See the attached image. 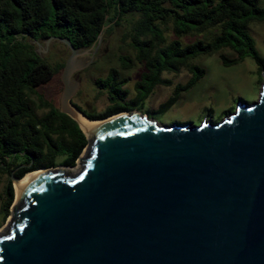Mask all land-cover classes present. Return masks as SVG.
Returning a JSON list of instances; mask_svg holds the SVG:
<instances>
[{
	"label": "water",
	"instance_id": "water-1",
	"mask_svg": "<svg viewBox=\"0 0 264 264\" xmlns=\"http://www.w3.org/2000/svg\"><path fill=\"white\" fill-rule=\"evenodd\" d=\"M49 40L69 51L58 111L86 145L76 174L39 169L21 187L0 264H264V73L256 100L216 124L131 111L88 139L70 104L83 50Z\"/></svg>",
	"mask_w": 264,
	"mask_h": 264
},
{
	"label": "trees",
	"instance_id": "trees-1",
	"mask_svg": "<svg viewBox=\"0 0 264 264\" xmlns=\"http://www.w3.org/2000/svg\"><path fill=\"white\" fill-rule=\"evenodd\" d=\"M123 22L128 27L122 41L132 57H118L119 68L127 70L134 63L141 68L132 85L134 97L127 99V78L110 68L93 83L107 103L103 110L84 112L70 102L87 120L136 111L155 87L171 86L162 74L186 72L185 83L174 85L158 107L165 111L203 77V69L193 63L200 55H216L222 67L249 58L261 81L264 59L248 35L252 23L264 22V7L257 0H0V181L5 179L0 222L13 201L10 178L72 168L86 145L77 125L35 94L60 74L64 63L52 68L35 54L34 44L62 39L74 50H87ZM222 51L234 56L226 58Z\"/></svg>",
	"mask_w": 264,
	"mask_h": 264
},
{
	"label": "rangeland",
	"instance_id": "rangeland-1",
	"mask_svg": "<svg viewBox=\"0 0 264 264\" xmlns=\"http://www.w3.org/2000/svg\"><path fill=\"white\" fill-rule=\"evenodd\" d=\"M257 3L259 7H264V0H257ZM127 27L123 22L119 27L110 29L99 37L96 48L83 50L82 54L76 58L78 63L85 64V66L71 76V81L76 83V91L70 102L84 112L92 110L100 112L106 106L104 96L95 89L93 83L95 80L104 79L110 68L116 69L121 77L127 78L128 82L124 87L128 93L127 99L134 97L132 85L137 81L141 68L134 63L130 69L121 70L118 63L120 56L132 57V51L122 41V35ZM248 35L252 39L257 53L264 59V22L252 23L248 28ZM34 51L52 68L63 64L69 55L66 47L55 40H49L47 44L46 41L34 44ZM221 54L226 58L234 56L229 51H222ZM193 63L203 69L204 75L191 89L181 93L175 103L165 111L158 110V107L172 95L173 86L183 84L188 79L189 75L184 71L177 76L162 74V78L171 81V86L155 87L152 93L137 106L136 112L148 121L165 127L172 125L197 126L203 120L216 124L230 114L231 109H234L237 103L249 105L256 100L261 81H259L255 66L249 58L230 67H222L216 55H200L193 60ZM59 75L53 76L46 84L35 89V94L42 96L57 108L62 88ZM30 100L36 104L33 96L30 97ZM42 112L41 110L37 111L38 114ZM81 156L84 157L82 154ZM79 168L77 161L72 168L61 167L59 169L62 171L77 169L78 172ZM10 183L13 189V182ZM4 184L5 179H2L0 194ZM11 206L7 210V216L0 222V235L8 229Z\"/></svg>",
	"mask_w": 264,
	"mask_h": 264
},
{
	"label": "bare ground",
	"instance_id": "bare-ground-1",
	"mask_svg": "<svg viewBox=\"0 0 264 264\" xmlns=\"http://www.w3.org/2000/svg\"><path fill=\"white\" fill-rule=\"evenodd\" d=\"M71 112L73 114V116L76 118V121L80 127V129L85 133L86 137L89 139L90 138V134L91 132H93L94 130H97L98 128H100L101 126L109 123V122H113L128 116H133L134 114L128 115L127 113H119L117 115L111 116L109 118L103 119V120H95V121H91V120H86L85 118H83L80 114H78L77 112H75L74 110L71 109ZM77 169H74L73 171L70 169H64L62 170H58L59 172H62L63 175H71L76 171ZM44 171H33L30 173H26L21 179L13 181V201H12V209L15 206L16 202H17V195L19 190L21 189V187L24 185V183L33 175H38L41 176L43 174Z\"/></svg>",
	"mask_w": 264,
	"mask_h": 264
}]
</instances>
